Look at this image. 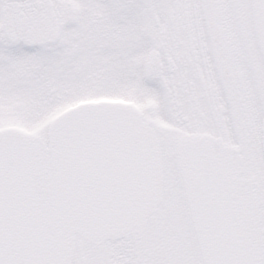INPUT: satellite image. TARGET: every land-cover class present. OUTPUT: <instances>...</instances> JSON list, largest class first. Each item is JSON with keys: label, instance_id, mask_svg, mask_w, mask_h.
<instances>
[{"label": "flooded vegetation", "instance_id": "obj_1", "mask_svg": "<svg viewBox=\"0 0 264 264\" xmlns=\"http://www.w3.org/2000/svg\"><path fill=\"white\" fill-rule=\"evenodd\" d=\"M86 33L94 35L95 64H108L94 91L100 83L122 86L111 95L135 103L158 135L163 189L144 225L103 239L77 233L70 264H205L179 166L183 139L194 136L235 163L240 192L259 195L256 230L264 241V184L256 174L264 173V54L253 1L0 0V130L27 128L21 108L34 97L21 100V87L35 91L42 50L61 42L78 53ZM166 157L180 175L184 219L166 199Z\"/></svg>", "mask_w": 264, "mask_h": 264}, {"label": "water", "instance_id": "obj_2", "mask_svg": "<svg viewBox=\"0 0 264 264\" xmlns=\"http://www.w3.org/2000/svg\"><path fill=\"white\" fill-rule=\"evenodd\" d=\"M252 1L264 54V0ZM142 115L131 101H80L51 119L46 147L0 130V264H70L76 233L103 239L144 225L162 197L163 165ZM183 146L180 174L205 264H261L259 195L240 192L235 163L204 137Z\"/></svg>", "mask_w": 264, "mask_h": 264}, {"label": "rangeland", "instance_id": "obj_3", "mask_svg": "<svg viewBox=\"0 0 264 264\" xmlns=\"http://www.w3.org/2000/svg\"><path fill=\"white\" fill-rule=\"evenodd\" d=\"M85 28H89V24H86ZM84 38L89 43H83V50L78 53L73 50H64L61 42L49 50L51 53L48 56L46 55L49 51L42 50L44 63L36 66L33 82L35 91L32 93V90L28 91V88L21 87V100L24 97L28 102L29 95L34 97V104L22 105L19 122L21 126L27 127L24 131L30 139H39L46 145L48 119L53 118V114L55 115L71 103L82 99L114 98L111 94L123 93L122 86H108L102 83L97 87L98 92L94 91L96 74L100 68H108V64L103 61L100 62V66L95 64L96 62L92 59L94 52H97L94 35L86 33ZM31 122L34 124H30ZM165 165L166 199L177 203L175 207H177L178 217L181 214V218L184 219L187 210L177 165L171 157H166ZM256 174L264 184V173ZM174 194L175 198H172Z\"/></svg>", "mask_w": 264, "mask_h": 264}]
</instances>
